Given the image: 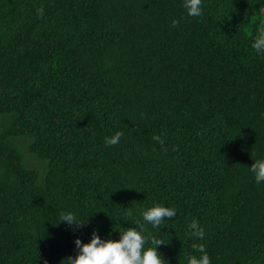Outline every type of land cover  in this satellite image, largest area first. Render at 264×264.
I'll return each instance as SVG.
<instances>
[{"label":"trees","instance_id":"1","mask_svg":"<svg viewBox=\"0 0 264 264\" xmlns=\"http://www.w3.org/2000/svg\"><path fill=\"white\" fill-rule=\"evenodd\" d=\"M262 21L264 0H202L198 17L184 0H0V264H69L76 239L137 221L165 264L199 258L193 243L264 264ZM156 204L176 210L159 228Z\"/></svg>","mask_w":264,"mask_h":264},{"label":"clouds","instance_id":"2","mask_svg":"<svg viewBox=\"0 0 264 264\" xmlns=\"http://www.w3.org/2000/svg\"><path fill=\"white\" fill-rule=\"evenodd\" d=\"M184 7L187 9L188 15L198 17L202 15V0H184ZM37 14L41 17L44 15V9L37 10ZM178 20L172 21V26L176 27ZM252 48L256 52H264V21L261 22L257 34L255 36ZM122 132H117L112 137H105V143L109 146H115L120 142ZM154 140L163 141L159 136H154ZM255 174L257 183L264 182V160H256L250 167ZM128 215H132V211L128 209ZM143 220L151 224L154 228H159L165 218H174L176 210L174 208L165 207L156 204L146 211L142 212ZM61 222L66 221L69 226L83 227L85 223L77 221L76 216L71 212H61ZM137 227H129L126 231L120 232L121 239L116 241L112 239L102 240L97 232L92 233V239L89 243H83L80 239H76V248L79 250L75 257H68L69 264H165L164 258L158 252V247L166 242L154 236L146 237L142 233L145 231L144 224L137 221ZM191 237L203 239L205 229L200 226L199 221L193 220L189 226ZM150 240L151 247L145 248L146 241ZM195 252L200 253L199 258L196 255L188 257V264H211L210 257L205 250L204 244H192ZM47 264V261H45Z\"/></svg>","mask_w":264,"mask_h":264}]
</instances>
